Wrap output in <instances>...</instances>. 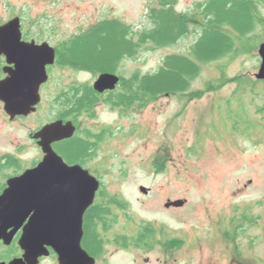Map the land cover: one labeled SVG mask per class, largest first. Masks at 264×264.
Masks as SVG:
<instances>
[{
	"label": "rangeland",
	"instance_id": "obj_1",
	"mask_svg": "<svg viewBox=\"0 0 264 264\" xmlns=\"http://www.w3.org/2000/svg\"><path fill=\"white\" fill-rule=\"evenodd\" d=\"M157 1L0 0V26L20 17L33 34L55 30V39H68L100 21L117 19L139 32L152 28L149 11ZM205 1L177 0L175 7L191 13L194 28L199 27L196 5ZM195 32L194 28L192 35L168 47L145 44L137 56L124 60L121 72L127 78L136 72L155 73L166 56L188 54L200 35ZM259 42L237 40V54L202 65L191 88L200 92L199 97L162 95L145 107L129 108L124 117L100 106L97 118L85 121L115 130L105 149V187L128 202L126 214L135 226L148 221L158 227L159 237L185 238L174 251L178 264H264V81L256 78L262 64ZM71 74L55 72L43 109L50 106L57 84L64 90L72 79H79ZM36 119L11 124L0 102V156L14 154L25 166L36 159L29 137ZM142 187L148 189V197ZM178 201L185 206L168 209Z\"/></svg>",
	"mask_w": 264,
	"mask_h": 264
},
{
	"label": "flooded vegetation",
	"instance_id": "obj_2",
	"mask_svg": "<svg viewBox=\"0 0 264 264\" xmlns=\"http://www.w3.org/2000/svg\"><path fill=\"white\" fill-rule=\"evenodd\" d=\"M21 31L22 42L35 43L36 45L47 43L55 49L56 56L55 63L46 66L49 79L40 88L41 102L36 107V111L28 116H16L13 119L6 113L11 124L32 121L37 117L33 127L35 129L29 136L37 156L36 159L29 161L27 166L14 154L5 153L0 156V196L8 188L10 179L37 167L45 158L46 153L39 145L42 139H36L35 136L48 125L58 122L63 125L71 123L76 128L74 136L70 139L55 141L51 146L68 165L81 166L100 182V188L96 192L93 203L83 215L81 237L83 258L77 264H178L174 251L176 247H181L185 243V238L159 237L157 236L158 227L148 221L137 222L135 226L126 214L129 207L128 202L119 193H113L112 190L105 187L104 178L109 175L104 166L105 149L115 130L94 124L88 125L85 122L87 119L93 122L97 118L96 110L100 106L119 111L124 117L125 107L112 105L108 101L113 93L123 91V83L127 77L121 72L122 64L115 73H112L121 79L116 89L100 93L95 90L94 85L103 73H95L93 70L84 68L85 66H71L66 62L67 52L70 49V45L67 43L77 34L68 39H61L58 36L55 39L53 35L55 30H37L33 34V31L25 29L23 24ZM14 68L15 66L9 64L6 57L2 55L0 57V81L9 76L5 69ZM65 70L72 72L71 75L78 76L79 79H72V84L68 86L69 88H65L66 90H63L62 85L57 84L54 92L51 93L50 106L43 109L47 85L51 86L50 83L55 72ZM72 87L76 89L72 93L76 94L78 98L86 97L83 101L85 107L80 110L75 109L72 103L68 104L66 101ZM1 104L3 103L1 102ZM42 112L46 117L40 115ZM74 140L85 144L86 151L80 157L68 158L67 154L70 152H68L67 146ZM149 195L150 193L145 194L146 197ZM184 206H170L168 209L179 210ZM6 207L3 206L2 209ZM32 215L29 214L22 221L15 223L8 221L4 224L0 221V264H67L62 260L60 253L49 245H44L42 253L36 257H30L27 254L23 236ZM77 240H79L78 237Z\"/></svg>",
	"mask_w": 264,
	"mask_h": 264
},
{
	"label": "water",
	"instance_id": "obj_3",
	"mask_svg": "<svg viewBox=\"0 0 264 264\" xmlns=\"http://www.w3.org/2000/svg\"><path fill=\"white\" fill-rule=\"evenodd\" d=\"M21 29L20 17L0 26V57L5 56L8 63L15 66L14 69H5L9 76L0 81V102L12 119L36 111L41 102L40 88L49 79L46 66L54 64L56 56L55 49L47 43L22 42ZM259 55L262 64L256 78L264 80V42L259 47ZM120 80L115 74L103 73L94 87L100 93L113 91ZM75 131L71 123L46 126L35 136L42 139L39 145L46 153L45 158L37 167L10 179L8 188L0 196L2 223L19 222L33 214L23 236L30 257L40 255L44 245H49L67 264H77L83 258V215L93 203L100 182L81 166L68 165L51 146L55 141L72 138ZM141 191L148 194L145 187ZM183 204L178 201L167 207ZM3 206L7 207L2 209Z\"/></svg>",
	"mask_w": 264,
	"mask_h": 264
},
{
	"label": "trees",
	"instance_id": "obj_4",
	"mask_svg": "<svg viewBox=\"0 0 264 264\" xmlns=\"http://www.w3.org/2000/svg\"><path fill=\"white\" fill-rule=\"evenodd\" d=\"M157 4L149 11L153 25L150 29L135 32L130 25L120 20L106 19L78 33L67 43L70 45L66 59L69 65L85 66L95 73H115L124 60L137 56L145 44L168 47L192 35L194 28L195 34L200 32L188 54L168 55L155 73L142 75L136 72L126 78L123 91L113 93L108 100L112 105L124 106V113L136 104L142 108L149 101L166 94L184 98L199 97L200 92L192 91L191 88L202 72V65L237 54V40H257L260 45L264 42V0L200 2L196 5L195 13L198 18L195 22L199 27L194 28L191 25V13L176 10L177 0H158ZM228 29L237 35H232ZM74 90L70 89L68 100H65L80 110L85 107L83 101L86 97L78 98L72 93ZM67 149L70 152L68 158L80 157L85 153L86 145L74 140Z\"/></svg>",
	"mask_w": 264,
	"mask_h": 264
}]
</instances>
